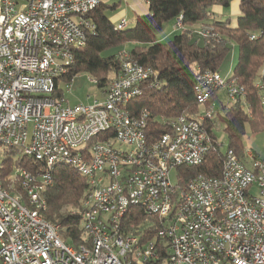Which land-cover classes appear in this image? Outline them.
Listing matches in <instances>:
<instances>
[{
  "label": "built area",
  "instance_id": "1",
  "mask_svg": "<svg viewBox=\"0 0 264 264\" xmlns=\"http://www.w3.org/2000/svg\"><path fill=\"white\" fill-rule=\"evenodd\" d=\"M101 1L0 0V153L21 149L34 167L5 180L20 193L0 183V264H264V157L249 146L242 157L227 149L219 177L184 180L180 171L220 150L205 124L242 96L240 85L198 72L193 95L205 110L160 117L163 131L154 133L149 113L129 107L157 71L122 51L117 74L99 88L103 101L66 104L60 82L95 34L91 15ZM254 87L264 114V82ZM57 166L87 185L77 247L42 215ZM136 212L153 221L125 224Z\"/></svg>",
  "mask_w": 264,
  "mask_h": 264
},
{
  "label": "trees",
  "instance_id": "2",
  "mask_svg": "<svg viewBox=\"0 0 264 264\" xmlns=\"http://www.w3.org/2000/svg\"><path fill=\"white\" fill-rule=\"evenodd\" d=\"M239 16L236 27L230 20L207 22L210 8L214 5L227 8L230 0H146L148 13L137 16L132 28L116 30L104 15L109 6L103 1L93 11L91 18L96 24V32L89 36L84 47L74 51V61L68 73L62 78L71 81L80 73H88L97 80V87L104 88L117 74L121 66V50L105 54L108 50L129 44L125 51L131 60L144 67L157 71L155 80L142 86V94L130 105L132 112L146 110L149 113V129L162 132L160 117L173 118L181 114H194L197 105L193 95L194 78L198 72L212 70L218 72L233 46L238 48V61L228 80L235 81L243 89L242 96L227 108H221L214 121L206 122L205 127L216 139L220 128L226 135L227 149H232L242 157L245 126L264 129V114L259 105L255 83L264 82V0H238ZM112 4L110 9H115ZM181 17L183 29L175 33L167 42L156 40L165 23ZM200 23L201 32L193 40V30L189 27ZM250 36L254 38L251 39ZM219 73V72H218ZM60 93V89L57 88ZM252 115L253 118H250ZM10 150L7 159L2 160L0 180L6 185V177L13 167L33 171L31 160L18 158L12 162ZM223 152L211 151L203 163L196 167H182L184 180L202 174L219 177L222 171ZM12 162V165L10 164ZM6 165V166H5ZM15 192L21 188L14 184ZM86 182L76 172L66 166H57L52 174V183L44 192L47 207L44 220L60 224L64 241L77 247L82 242V228L77 212L86 193ZM135 213V212H134ZM153 221L141 212L126 217L125 224ZM156 230L149 231L152 236Z\"/></svg>",
  "mask_w": 264,
  "mask_h": 264
},
{
  "label": "rangeland",
  "instance_id": "3",
  "mask_svg": "<svg viewBox=\"0 0 264 264\" xmlns=\"http://www.w3.org/2000/svg\"><path fill=\"white\" fill-rule=\"evenodd\" d=\"M104 2L111 7L112 4H116L115 9H110L109 7L104 10V15L106 18L113 24L118 25L121 21H125L127 23L126 28H132L135 24V19L137 16H141L148 13V4L145 0H104ZM238 0H230V5L227 8H223L218 5H214L210 8V16L207 22H211L213 20H230V25L232 27H236L237 17L239 16L238 9ZM175 21H170L164 24L162 30L156 34V40L159 42H167L169 41L175 33L180 32V30H174ZM193 30V40H198L200 44L202 41L199 39V34L202 30V25L200 23L194 24L189 27ZM183 29V28H182ZM131 46L129 44H124L116 49H111L105 52V54H111L118 50L125 51L126 49H130ZM238 48L233 46L225 59L223 60L219 74L223 78H228L235 65L238 61ZM92 79H95L92 75L88 73H80L76 77H74L69 82H60V87L63 90V96L67 105L76 106V105H89L97 100L99 102L103 101V96L101 95L100 89L91 82ZM65 85H69V90H65ZM221 100L223 102L226 101L224 95H220ZM216 101V105H217ZM211 102L207 105L209 106ZM203 112L205 110V106L200 105L197 107V111ZM250 118H253L252 115H249ZM216 137L218 143L221 144L220 151L225 152L227 150V139L223 130L220 128L216 132ZM251 147V149L255 152L256 155L264 157V129L255 130L252 125H250V121L247 122L245 126V136L243 138V147ZM9 151L6 153H0V166H3L2 160L7 159L9 157L7 155ZM12 162L17 160L18 158H24V162H27V159L24 157L23 151L21 149L14 151V154H11ZM12 162L10 163L12 165ZM32 162V161H30ZM32 164V163H31ZM6 166V165H5ZM17 167H13L10 173L7 175V180L14 181L17 176ZM171 182L175 183V171L171 172L170 175ZM1 183V180H0ZM14 184H18V182L9 183L6 186L7 189H10L15 192ZM16 193V192H15Z\"/></svg>",
  "mask_w": 264,
  "mask_h": 264
},
{
  "label": "crops",
  "instance_id": "4",
  "mask_svg": "<svg viewBox=\"0 0 264 264\" xmlns=\"http://www.w3.org/2000/svg\"><path fill=\"white\" fill-rule=\"evenodd\" d=\"M175 30V29H174Z\"/></svg>",
  "mask_w": 264,
  "mask_h": 264
}]
</instances>
